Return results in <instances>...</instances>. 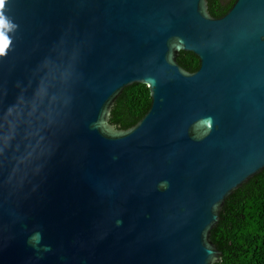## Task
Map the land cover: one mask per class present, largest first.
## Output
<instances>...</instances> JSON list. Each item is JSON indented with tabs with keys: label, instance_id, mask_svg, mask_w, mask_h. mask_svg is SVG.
<instances>
[{
	"label": "water",
	"instance_id": "obj_1",
	"mask_svg": "<svg viewBox=\"0 0 264 264\" xmlns=\"http://www.w3.org/2000/svg\"><path fill=\"white\" fill-rule=\"evenodd\" d=\"M6 14L19 27L0 107L46 57L74 56L77 78L45 156L0 152V264L220 262L210 230L224 200L264 170V0L219 17L207 0H9ZM133 83L150 105L117 129L110 107Z\"/></svg>",
	"mask_w": 264,
	"mask_h": 264
},
{
	"label": "trees",
	"instance_id": "obj_2",
	"mask_svg": "<svg viewBox=\"0 0 264 264\" xmlns=\"http://www.w3.org/2000/svg\"><path fill=\"white\" fill-rule=\"evenodd\" d=\"M235 0H207L212 17L223 15ZM177 63L193 72L199 59L190 51H179ZM150 95L146 84L133 83L123 88L110 107L108 123L126 129L147 111ZM210 240L221 252L214 264H264V170L250 177L224 200Z\"/></svg>",
	"mask_w": 264,
	"mask_h": 264
},
{
	"label": "clouds",
	"instance_id": "obj_3",
	"mask_svg": "<svg viewBox=\"0 0 264 264\" xmlns=\"http://www.w3.org/2000/svg\"><path fill=\"white\" fill-rule=\"evenodd\" d=\"M9 0H0V58L12 48L13 36L19 25L6 14ZM77 78L74 56L46 57L35 72L34 81L21 91L15 101L0 107V152L13 147L18 164L39 160L49 151L44 133L64 113L72 101L71 90ZM30 89V90H29ZM208 129L211 118L201 121ZM22 149V150H21Z\"/></svg>",
	"mask_w": 264,
	"mask_h": 264
},
{
	"label": "snow or ice",
	"instance_id": "obj_4",
	"mask_svg": "<svg viewBox=\"0 0 264 264\" xmlns=\"http://www.w3.org/2000/svg\"><path fill=\"white\" fill-rule=\"evenodd\" d=\"M0 46H2V43H0Z\"/></svg>",
	"mask_w": 264,
	"mask_h": 264
}]
</instances>
